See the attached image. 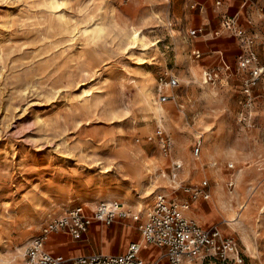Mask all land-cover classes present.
I'll list each match as a JSON object with an SVG mask.
<instances>
[{"label":"rangeland","instance_id":"1","mask_svg":"<svg viewBox=\"0 0 264 264\" xmlns=\"http://www.w3.org/2000/svg\"><path fill=\"white\" fill-rule=\"evenodd\" d=\"M238 2L232 15L255 36L252 51L264 66V17ZM226 3L0 0V264H26L25 249L48 222L79 207L92 216L107 194L128 214L112 226L136 227L155 193L184 200L175 188L204 180L209 199L194 201L189 219L218 224L251 264H264V75L246 97L242 45L221 26L231 15ZM209 8L216 14L206 18ZM199 42L210 44L204 62L193 56L206 57ZM167 71L178 79L168 90L175 98L159 104L156 79ZM209 71L213 84L204 81ZM157 126L173 142L168 158ZM177 161L184 166L172 182ZM108 231L84 235L77 247L88 253L105 244L107 252ZM117 240L121 230L113 247Z\"/></svg>","mask_w":264,"mask_h":264},{"label":"built area","instance_id":"2","mask_svg":"<svg viewBox=\"0 0 264 264\" xmlns=\"http://www.w3.org/2000/svg\"><path fill=\"white\" fill-rule=\"evenodd\" d=\"M216 7L222 5V0H213ZM243 5H256L260 14L264 17V0H242ZM221 26L226 31H232L233 35L242 45V52L237 57V68L247 72L248 78L244 84L243 93L250 97L253 88L264 75V66L260 64L257 56L252 51L255 36L239 27L235 16H225ZM196 30H190L188 37H194ZM196 59L201 57L200 52L194 51ZM217 79L215 71L205 73L204 81L213 84ZM157 101L165 104L175 98L173 93H168L178 85V79L167 71L157 79ZM158 148L161 154L168 158L171 155L173 143L170 136L162 126L155 129ZM193 156L198 158L201 153V142H196L192 150ZM182 164L175 162L171 173V181L177 179V173ZM228 169H233L229 164ZM229 186L232 182H229ZM176 190L182 189L188 198L178 200L167 198L164 194L155 193L151 207L144 213L137 230L144 242L140 247L137 242H131L123 253L119 254H90L80 256L54 255L46 251L45 243L52 233L64 232L73 240H79L88 231L94 222L111 225L116 216L126 217L125 213H117L116 209L108 208L100 204L92 216L81 208H76L68 216H62L48 222L41 234L31 240L24 251L26 264H251L249 258L242 252L236 240L230 236H224L218 224L201 226L196 222L185 218L181 211H186L192 201H207L210 195L208 181L199 184L178 185ZM147 247H155L161 250V254L155 260L147 262L141 257V252Z\"/></svg>","mask_w":264,"mask_h":264},{"label":"crops","instance_id":"3","mask_svg":"<svg viewBox=\"0 0 264 264\" xmlns=\"http://www.w3.org/2000/svg\"><path fill=\"white\" fill-rule=\"evenodd\" d=\"M211 1V4H212V6H214V7H216L215 6V4H214V2H213V0H210ZM227 1V3H226V5H225V7H224V11L226 12V13H230L231 12V15H228V16H233L232 14L234 13L233 11H234V9H232V3H233V1H235V0H226ZM239 3V5H237L235 8H242L244 5L241 3V6H240V2H238ZM222 4H223V0H222ZM222 6V5H221ZM220 6V7H221ZM256 8H257V6L256 5H254ZM220 7H216V8H220ZM257 10H258V8H257ZM237 11V10H236ZM235 11V12H236ZM216 14V11L215 10H213V9H211V8H209L208 9V12H206V18H211V17H213L214 15ZM193 30V29H192ZM194 30H196V29H194ZM195 37V36H194ZM190 38V37H189ZM200 44H198V46L200 47V49L204 52V54H206V57H202V55H201V57L199 58V60L200 61H203L205 58H208V57H210V55H208L209 53L208 52H210L209 51V49H210V44H208V43H206V42H199ZM199 51V50H198ZM200 52V51H199ZM201 54V53H200ZM205 61V60H204ZM203 61V62H204ZM168 134V133H167ZM169 135V134H168ZM171 138V137H170ZM173 143V142H172ZM195 144H196V142L193 144V146H192V150H193V147L195 146ZM173 149H174V145H173V147H172V151H173ZM192 150H191V155H192V157H194L193 156V153H192ZM199 158V157H198ZM198 158H195L194 157V159H198ZM178 162V161H177ZM178 163H181L182 164V168H183V166H184V164H183V162H178ZM181 168V169H182ZM181 182H183V181H181ZM183 185H186V184H183ZM182 190V189H181ZM210 191V190H209ZM187 195V194H186ZM187 198H188V195H187ZM186 198V199H187ZM185 200V199H184ZM197 201V200H196ZM201 202H206V201H202V200H200ZM194 201H192L191 202V204L193 203ZM191 204H190V206H191ZM187 215L190 217V214L189 213H187ZM144 217V216H143ZM143 217L139 220V223H140V221H142V219H143ZM138 223V224H139ZM138 224L136 225V227H132V225L130 224V225H128L127 223H126V225H124V226H120L119 228H117V227H115V226H112V224L111 225H104V224H102V223H100V222H93L91 225H90V227H89V229H88V231L84 234V235H86V234H95V233H100V237H101V230H102V228L103 227H106V229H108L109 231H108V234H107V237H106V240L108 241V251L107 252H102V249H103V247H105V244H103V247H102V249H101V251H97V252H88V253H85V250L83 249V248H80V247H77V244H76V242L77 241H75V240H73L71 237V241H65V240H62V239H60V238H58L57 236H54L53 234H55V233H52L50 236H49V238L47 239V241H46V243H45V249H46V251L47 252H49V253H51V254H54V255H62V256H80V255H90V254H96V253H101V254H119V253H123L125 250H126V247L131 243V242H137L138 243V240H139V238H141V236H140V233H139V231L137 230V226H138ZM208 225H211V224H206V225H202V226H208ZM92 226H94L95 227V229L94 230H91V227ZM129 227V228H128ZM127 228H128V231H126V233H125V230H127ZM119 230H121V233H122V237H123V241H122V243H119V241L117 240L116 241V246H114L113 247V245L111 244L113 241H114V239L117 237V235H118V233H119ZM135 231L138 233V238L137 239H133V236H134V234H135ZM57 233H61L62 235H64V236H66V237H68V236H70V235H68V234H66V233H64V232H57ZM125 234V235H124ZM83 235V236H84ZM82 236V237H83ZM81 237V238H82ZM100 237H99V239H100ZM101 240V239H100ZM56 247L55 249H51V247ZM67 247V249H64V253H61V252H57L56 251V249L57 248H59V247ZM71 248H73V250L71 249ZM118 248V251L116 250ZM71 249V250H70ZM68 250H70V251H68ZM160 254H161V250L160 249H158V248H155V247H147V248H145V249H143L142 250V252H141V257L145 260V261H147V262H150V261H153V260H155L157 257H159L160 256ZM161 264H166L165 262H162Z\"/></svg>","mask_w":264,"mask_h":264},{"label":"bare ground","instance_id":"4","mask_svg":"<svg viewBox=\"0 0 264 264\" xmlns=\"http://www.w3.org/2000/svg\"><path fill=\"white\" fill-rule=\"evenodd\" d=\"M129 37L127 38V39H129L130 40V42L132 41L133 43L131 44L132 45V47H133V45H135V43L137 42V40H138V36H137V34H130V35H128ZM101 199H103L104 201H106L107 203H103V204H105L108 208H110V207H112V208H114V209H116V210H123L124 208L122 207V203L120 204V203H118V202H114V201H111V202H109L111 199H113V195L112 194H107V195H105V196H103ZM209 199V198H208ZM149 209V207L145 210V212L147 211ZM188 210H189V208L186 210V211H181V215H183L185 218H187V219H189L190 217L187 215V213H188ZM144 212V213H145ZM128 215V214H127ZM239 216V213H236L230 220H229V222L230 223H232V222H236L237 221V217ZM190 220V219H189ZM200 225V224H199ZM202 226V225H201ZM31 242V241H30ZM29 242V243H30ZM138 244H139V246L140 247H143L144 246V242H143V240H142V238H141V240L140 241H138Z\"/></svg>","mask_w":264,"mask_h":264}]
</instances>
